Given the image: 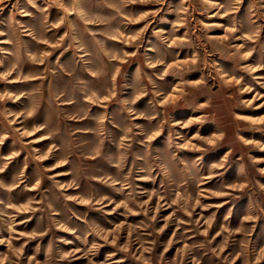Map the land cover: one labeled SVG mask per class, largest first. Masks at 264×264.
<instances>
[{
	"label": "rangeland",
	"instance_id": "rangeland-1",
	"mask_svg": "<svg viewBox=\"0 0 264 264\" xmlns=\"http://www.w3.org/2000/svg\"><path fill=\"white\" fill-rule=\"evenodd\" d=\"M0 264H264V0H0Z\"/></svg>",
	"mask_w": 264,
	"mask_h": 264
}]
</instances>
